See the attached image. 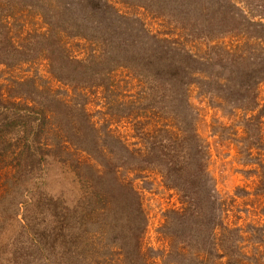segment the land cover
Here are the masks:
<instances>
[{
    "label": "rangeland",
    "instance_id": "1",
    "mask_svg": "<svg viewBox=\"0 0 264 264\" xmlns=\"http://www.w3.org/2000/svg\"><path fill=\"white\" fill-rule=\"evenodd\" d=\"M112 1L115 4L110 6H105L104 0H55L54 3L59 2L57 9L62 13L66 4V12L72 19L81 18L78 23L87 26L84 27L87 36L101 35L107 50L106 38H111L125 56L123 64L127 63L128 67L120 68L116 74L130 75L124 76L122 86L131 99L121 110L117 105L115 112L124 115L125 107H146L143 108L147 114L143 117L148 122L146 126L174 132L171 134L180 145L179 151L181 146H186L181 140L189 137L186 151L200 155V166L191 174L188 189L179 191L170 187L171 181L163 177L162 167L157 164H150L144 171L135 170L134 165L145 163L131 159L125 146L111 137L107 144L126 160L121 161L126 164L122 171L129 177L131 168L138 196L133 197L135 208L124 211L113 206L98 213L95 199L88 193V185L93 181L85 188L64 163L63 141L62 147L53 146L47 155L42 175L25 181L21 189L17 190V184L6 186L4 175L0 176V264H129L146 256L149 262L166 256L168 261L176 258L178 264H217L226 261V257L221 258L209 240L206 243L194 240L197 238L194 233H199L200 228H195V221L192 222L197 216L194 203L203 201L209 209L207 197L211 195L220 204L205 213L210 218L208 225L214 228V216H220L228 226H239L231 231L219 226L218 242L233 241L234 255L246 251L244 254L256 253V258H262L264 23L253 27L246 21L218 15H212V20L205 11L212 0ZM231 2L246 8L251 18L264 19V0ZM35 3L38 9L30 6ZM46 3V0H30L23 5L26 15L13 21L15 36L22 39L25 35L28 39L32 30L35 35L36 30L48 27L49 22L58 32L64 30L59 21L64 17L58 12L53 18L54 11L48 3L50 12L44 16ZM208 21L213 25L208 27ZM180 30L189 32L188 42L195 40L199 48L185 42L194 51L207 50V44H219L236 46L243 52L244 42L253 43L256 48L260 44L259 63L229 69L227 64L226 68L211 66L206 60H190L178 51L172 53L161 36H172ZM71 42L77 51L87 44L79 38ZM25 57L27 61L19 71L24 74L17 73L15 66L0 64V80L11 76L31 79L16 88L24 98H35V104L42 109L53 110L51 122L59 129L51 136L50 143L59 142L61 136L64 140L65 134L78 145L81 126L76 123L75 111L82 108L81 101L99 127L108 109L114 114L110 107H103L104 99L96 88L89 89L84 95L88 96L83 97L79 90H72L64 83V71L57 57L50 61L36 52ZM118 124L116 132L131 140L134 122L124 119ZM195 141L201 143L200 153L194 149ZM1 185L7 187L6 194L2 193ZM190 191L195 193L192 197L196 201L186 197ZM182 201L189 205L185 211ZM133 215L137 218L130 222ZM25 222L29 228L21 226ZM202 234V237L211 235L209 228Z\"/></svg>",
    "mask_w": 264,
    "mask_h": 264
},
{
    "label": "trees",
    "instance_id": "2",
    "mask_svg": "<svg viewBox=\"0 0 264 264\" xmlns=\"http://www.w3.org/2000/svg\"><path fill=\"white\" fill-rule=\"evenodd\" d=\"M28 1L30 0H0V64L7 67L15 66L17 73H21L19 72L22 71L21 65L26 63L28 58L25 55L36 52L43 54V57L50 61H54L57 57L61 70L64 71V83L70 85L72 90H79L83 97L88 96L84 95L89 92V89L96 88L99 90L101 99H104V102L101 101L104 103L103 107L105 105L110 107L114 114L110 113L108 109L103 118L104 123L99 127L92 113L81 101L79 104L82 108L77 107L79 111H75L77 113L76 123L81 126L80 134H78V145L75 144L72 137L65 134L64 140L61 136L59 142L50 143L51 136L56 135L57 129H59L51 122L54 117L53 110L42 109L39 104H35V98H24L23 94L16 88L18 84L22 85L31 79H23V76H11L8 79L0 80V176L4 175L6 186L11 183L16 187L17 184L18 190L21 189L20 186L25 181L27 182L32 178L35 180L36 177L42 175L47 155L53 151V146L62 147L64 141V163L74 171L85 188L89 186L90 191H87L92 196L91 198L95 199L94 205L98 213L113 206L120 207L124 211L135 208L133 197L138 196V189L135 180L132 179L131 168L130 177L129 174L122 171L126 165L121 162L124 159L123 156L108 146L107 143L111 141L110 138L112 137L125 146L131 159L145 163L144 165H134L135 170L144 171L150 164H157L162 167L163 177L171 181L170 187L185 192L188 189L191 174L197 172V166H200V155H196L195 152L189 154L186 151L187 142L190 141L189 137L181 140L182 145L186 142V146H181L182 151H179L180 145L176 143V137L171 134L174 132L167 131L165 128H163L164 131L163 129L157 130L154 125L146 126L148 122L143 119L144 116H147L143 110L146 107L135 106V109L125 107L124 115L115 112L117 105L120 106L118 110H121V107L127 106L131 99L128 90L123 89L122 86L124 76L130 75L127 73L116 74L120 68H127L128 64H123L126 58L117 50L115 42L111 38H106L108 50L105 49L101 35L87 36L84 28L87 26L78 23L81 18L72 19L68 16L66 4L64 5V13L60 9L58 11L57 8L60 7L57 4L59 2L55 4V0L46 1L53 8L51 10L54 11L51 14L53 18L58 16V12H61L60 17H64V20L59 21L62 27L64 25V30L58 32L53 23L49 22L48 27L41 31L36 30L35 35L32 30L28 39L25 38V35L19 39L13 33V21L20 19L24 14L26 15V8L23 5H26ZM104 1L105 6L115 4L112 0ZM221 1L212 0L208 2L205 11L209 16L218 15L230 20L240 19L253 27L256 24L264 23L263 18L259 20L251 18L246 8L234 4L231 0H225L224 3ZM47 3L43 5L44 7L46 5L45 10L41 8L44 10V16L50 12ZM30 6L37 9L39 7L37 3L30 4ZM212 20L209 19L210 22ZM209 21L208 27L213 25ZM25 29L26 26L23 24V30ZM181 29L185 30L184 27ZM188 34L189 32L180 30L172 36H161V38L165 47H170L172 53L178 51L179 54L190 60H206V63L209 62L211 66L221 65L226 68L227 64L228 68L232 69L240 65L252 67L259 63L258 48L260 44L256 48L253 43L244 42L242 43L243 52L238 51L236 46L219 44H207V50L194 51L186 46ZM37 35L44 40L41 41ZM73 38L84 40L87 44H84L85 47L83 45L79 51L74 50L71 42ZM25 39H27L26 43H24ZM188 43L199 48L195 40ZM261 48L264 46L261 45ZM37 88L39 90L38 86ZM65 104L68 107L71 106L67 102ZM124 119L127 122H134L130 134L131 140L123 139L116 132L119 129L118 123ZM115 125L118 126L113 129L112 126ZM196 138L199 137L196 136ZM194 149L200 153L201 143L195 141ZM125 161L123 160V162ZM90 180L93 181V184L87 186ZM1 187L2 193L6 194L7 187L3 188V185ZM196 193L199 194V192ZM194 194L190 191L186 197L196 201L197 198L192 197ZM207 201H209V209L203 201L194 203L197 216H195L196 220H192V222L195 221V228H200L199 233H194L197 237L194 240H202L203 243L209 240V245L217 248L221 253V258L226 257V261L220 260L217 264H264L262 253L260 254L262 258H256V253L244 254L246 251L237 256L231 252L232 245H234L232 244L233 241H224L223 244L218 242V229L224 228L231 231L239 229V226L230 227L223 221L222 217L214 216V223L211 221V224L213 223L212 227L215 229L211 228L207 223L210 218H206V214L220 203L212 195L207 197ZM182 203L185 205L182 208L183 211L187 210L188 202L182 201ZM223 204L225 206L224 202ZM1 205L0 201V207ZM15 206L19 209L21 207L18 204ZM140 209L142 212L143 209ZM136 218V215L130 216L129 221L132 222ZM21 226L29 228L27 222ZM208 228L211 235L202 237V233ZM147 257L136 262L130 261L129 264H178L176 258L168 261L164 256L149 262Z\"/></svg>",
    "mask_w": 264,
    "mask_h": 264
}]
</instances>
